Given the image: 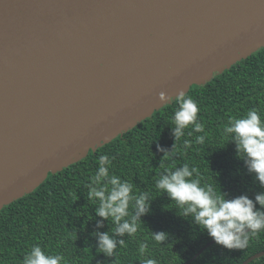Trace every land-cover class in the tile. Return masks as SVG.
<instances>
[{"label":"water","instance_id":"water-1","mask_svg":"<svg viewBox=\"0 0 264 264\" xmlns=\"http://www.w3.org/2000/svg\"><path fill=\"white\" fill-rule=\"evenodd\" d=\"M262 47L264 0H0V210Z\"/></svg>","mask_w":264,"mask_h":264},{"label":"trees","instance_id":"trees-1","mask_svg":"<svg viewBox=\"0 0 264 264\" xmlns=\"http://www.w3.org/2000/svg\"><path fill=\"white\" fill-rule=\"evenodd\" d=\"M186 95L198 102V118L204 122L208 136L203 145L193 143L186 153L181 149L174 159L164 162L165 166L188 163L197 167L203 180L218 182L228 198L241 194L254 198L255 193L264 191L246 173L243 161L235 159L234 144L227 142L222 133L229 117L242 115L250 108H258L264 119V47L204 85H192ZM177 107L173 100L155 110L124 134L104 142L95 151L90 150L85 158L61 171L50 172L32 192L2 207L0 264H23V257L34 244L41 245L49 254H63L66 264H139L137 249L142 240L149 244L146 258H155L158 264H182L193 257L211 239L197 226L178 217L174 202L154 186L158 173L163 171L159 167L163 153L157 151V145L171 148V118ZM190 130L191 126L185 131ZM195 135L200 134L185 138L194 140ZM102 154L114 157L110 172L131 180L135 190L147 191L154 199L150 214L141 218L144 224L135 237H123L126 246H118L115 258L96 250V239L91 233L99 218L95 217L93 202L87 200L83 187L95 173ZM108 224L105 222L99 231L114 227L111 220ZM150 230L165 231L170 234L169 239L157 244L151 239ZM262 250L264 231L252 237L242 250H228L213 243L188 264H240ZM248 264H264V255Z\"/></svg>","mask_w":264,"mask_h":264},{"label":"clouds","instance_id":"clouds-1","mask_svg":"<svg viewBox=\"0 0 264 264\" xmlns=\"http://www.w3.org/2000/svg\"><path fill=\"white\" fill-rule=\"evenodd\" d=\"M159 99L172 101L173 97L166 99L161 92ZM174 100L178 107L171 118L174 125L171 127L173 143L170 149L157 145V151L163 153L159 164L163 171L155 179V189L174 202L173 208L178 217L197 226L216 245L228 250L245 249L252 237L264 231V191L255 193L254 198L246 194L228 198L218 182L203 180L197 167H190L188 163L165 166L164 162L174 159L181 149L186 153L193 143L203 145L208 136L204 122L198 118V102L184 91L179 92ZM190 126L191 130L186 132ZM194 133L200 135H195L194 140L185 138L192 137ZM222 133L227 142L234 144L235 159L243 161L246 173L253 176L254 181L264 189V119L260 110L250 108L242 115L229 117ZM113 159L108 154L99 155L97 169L83 187L87 192V200L93 202L95 217L99 218L91 233L96 239V250L105 257L115 258L119 254L118 246H126L123 237H135L144 224L141 218L150 214L154 199L147 191L135 190L131 180L110 172ZM109 220L114 227L99 231ZM150 235L157 244H164L170 234L150 230ZM137 252L139 264H158L155 258H146L149 252L146 240L139 242ZM23 264L66 262L63 254H49L41 245L34 244L23 257Z\"/></svg>","mask_w":264,"mask_h":264}]
</instances>
